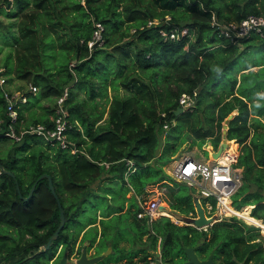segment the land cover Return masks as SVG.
Segmentation results:
<instances>
[{"label":"trees","instance_id":"trees-1","mask_svg":"<svg viewBox=\"0 0 264 264\" xmlns=\"http://www.w3.org/2000/svg\"><path fill=\"white\" fill-rule=\"evenodd\" d=\"M0 2L1 12L17 17L16 30L1 33L11 49L3 61L4 71L11 73L6 81L37 86L35 92L26 90L27 101L16 106L19 119L49 123L53 107L39 101L55 100L67 88L68 137L79 148L71 153L33 134L19 141L0 134V264H57L64 249L67 259L80 254L78 237L88 241L86 249L93 247L94 254L111 247L95 264H192L184 263L183 246L200 239L197 255L205 258L213 250L215 264H264L259 231L264 227V31L232 41L210 23L212 13L219 20L260 13L264 0ZM155 18L158 23L147 25ZM94 20L103 25V41L90 48ZM171 26H186L188 33L164 38L159 29ZM108 86L129 93L108 97ZM80 90L86 98L77 97ZM182 93L194 96L195 103L176 113ZM99 96L108 102V114L97 123ZM33 105L43 112L35 116L32 108L27 118L24 111ZM232 112L226 138L239 144L234 165L241 167V182L231 194L234 207L229 198L227 205L262 220L260 225L232 215L203 229L165 215L138 216L137 195L146 194L149 184H169L163 166L179 146L190 138L201 143L209 138L216 149ZM0 117L9 120L1 86ZM43 173L50 175L65 217L48 248L43 245L59 226L60 213L47 177L38 179ZM97 180H104L100 190L90 185ZM117 183L120 189L108 192ZM130 187L134 192L128 197ZM200 201L214 206L216 199L202 196ZM168 205L195 215L191 187L169 188ZM85 210L87 220L81 216ZM8 229L16 236L3 231ZM144 238L147 246L141 245Z\"/></svg>","mask_w":264,"mask_h":264},{"label":"built area","instance_id":"built-area-1","mask_svg":"<svg viewBox=\"0 0 264 264\" xmlns=\"http://www.w3.org/2000/svg\"><path fill=\"white\" fill-rule=\"evenodd\" d=\"M156 23H158L157 18L147 21V25ZM210 23L216 27L218 32L224 37L232 41H237L250 32H255L260 35L263 34L264 11L257 14H248L240 19L230 20H219L215 14L212 13L210 16ZM102 29V23L94 20L92 37L87 42L88 47L91 48L94 44L102 43ZM159 32L164 38L178 39L188 33V28L186 26L180 28L171 26L168 29L160 28ZM4 70L5 68L0 66V86L5 100L6 115L9 120L6 122L5 118L0 117V134L2 133L9 136L14 141L21 140L26 133L33 134L42 138L44 141H49L62 148H66L71 153L79 151L75 142L71 141L68 137L71 123L67 119L68 112L64 102L67 96V88H64L63 92L55 98L53 111L48 115L49 123L32 122L24 124L23 120L18 117L16 106L27 101L26 90H13L10 88L6 81L7 76ZM27 90L35 92L37 86L29 82ZM178 102L182 108H185L192 106L195 103V99L191 94L182 93L178 97ZM161 114L163 116L165 115V113ZM4 123H6V128H3ZM164 127L168 128L167 121L164 123ZM223 152L219 156L226 153ZM237 155L238 154L234 150L227 152L225 154V161L219 160V156L214 159L199 160L191 155H184L174 163L171 173L177 180H183L188 185L196 187L203 197L213 196L216 199L214 206L210 202L206 204L208 211L216 210L218 217L216 218V215H214L215 220L234 214V212L229 210L228 205L224 202V198L228 197L229 205L233 206L231 194L241 182L240 167L234 165ZM159 204L160 201L155 198L146 201L144 204L140 205L141 210L138 212V216H145L151 220L160 216L162 213L167 214L166 211L158 208ZM149 264H156V262L155 260H150Z\"/></svg>","mask_w":264,"mask_h":264},{"label":"rangeland","instance_id":"rangeland-1","mask_svg":"<svg viewBox=\"0 0 264 264\" xmlns=\"http://www.w3.org/2000/svg\"><path fill=\"white\" fill-rule=\"evenodd\" d=\"M81 2L83 3V0H81ZM1 4V2H0ZM160 5L163 6L160 2ZM2 8V7H1ZM0 8V9H1ZM165 16L169 17V14H166ZM17 17H8L6 16L3 12L0 11V66H4L3 61L6 58L8 52H10V46H8L7 44H5L2 40V32H8V31H14V29L16 30V21ZM133 29H131L132 31ZM14 33V32H13ZM185 47L187 46V43H185L184 45ZM259 58V57H256ZM10 64V62H9ZM11 65V64H10ZM9 65V66H10ZM70 66H72L70 64ZM8 68V67H6ZM253 70H257L258 66H252L251 67ZM6 76L8 74H11L10 72H5ZM9 76V75H8ZM8 86L10 88H12L13 90L15 89H24L27 90L28 89V83L24 82L20 79H13L12 81L8 82ZM172 86V85H171ZM163 87V86H161ZM161 87L159 86L158 88H160L161 92H163V90L161 89ZM37 91V90H36ZM107 96L109 97V95H113V94H120L123 95L125 93H129V91H127L126 89H124L122 86H119L117 89H114L110 86H108L107 88ZM79 99L82 97L86 98V94L83 91H79L78 96ZM158 95L154 96V99H157V102L159 103L158 108H160V106L162 105V102L160 101V99H158ZM31 100H34V96L31 98ZM96 108L97 110L101 111V119L98 121L103 122L105 118H107V114H108V102L105 101V99L101 98L100 96L96 98ZM54 98L50 97V98H44L42 100L39 101V103L46 107V106H52L54 105ZM33 108V109H32ZM33 110V112L35 113V116H38L41 112H43L42 108L39 107L38 105H33L31 106L29 109H26L24 111V114L27 118H29V111ZM224 129V127L222 128V130ZM229 140V139H228ZM9 143V142H7ZM236 147H235V143L233 141H230L228 143V148L233 149L234 147V151L238 154L239 153V144L238 142H236ZM214 146L212 144L211 139L207 138L206 141L204 143H201V141L195 140L193 141L192 138H190L187 142H184L181 146H179L178 150L176 151V153L173 155V158L166 162L165 165L163 166V170L164 172L167 174V181L169 184L166 183H161L160 182H155L153 184H149L147 187V192L144 195H139V197L136 198V200L138 201L139 205L144 204L146 201L151 200L153 198L157 199L160 201V204H164L165 206H168L169 203V188L175 189L178 185L184 184L186 183L183 180H177L173 175H172V169L174 166V163L177 159H180L182 156L184 155H191L193 156L195 159H199V160H205V159H214L216 157H213L211 154V151L214 150ZM220 160H222V156L219 157ZM241 170V167L239 168ZM104 182V180H102L101 182L94 181L92 183H90L91 187L95 190H100V188H103L102 183ZM172 182V183H170ZM187 184V183H186ZM121 184L117 183L116 187L113 186V184L110 185V188L107 189L108 192L110 193H114L116 192L118 189H120ZM190 186V185H189ZM191 189L193 190V195L195 197H198L200 199V197H202L203 195H201L198 192V189L194 186H190ZM122 188V187H121ZM128 195L130 194L129 192L127 193ZM131 196V195H130ZM99 201H101V203H103L104 200L99 199ZM228 201V197L224 198V202L227 204ZM207 204V202H206ZM251 205H249L250 207ZM234 207V206H233ZM204 208V212L206 214L207 217H212L215 218L214 215H216V218L218 217V215L216 214V210H209L208 211V207L207 205H203ZM251 210V207H250ZM249 210V212H250ZM166 213H162L161 215H165L168 216L171 220L177 222V223H190L192 222V219L195 215H188L185 216L183 214H181L180 212L170 208L168 210H166ZM196 214V213H195ZM234 216H236L237 218L242 219L243 221H245L248 224H253L255 226L260 225V223L262 222V220H258L255 218L250 217L247 214H242V213H236L234 212V214H232ZM230 215V216H232ZM84 220H87L90 218V212H88V210H85L82 215ZM178 217V218H177ZM229 216H225V218H228ZM224 218V217H223ZM98 227H100L98 225ZM4 232L14 235L16 236V231L12 230V229H8V230H3ZM259 231L260 233L264 236V227H260L259 226ZM143 246H147L148 245V239L143 240V242H141ZM83 244H86V247L88 246V241L85 240L82 243L80 242V237H78L77 243L76 245H81V247L83 246ZM264 246V245H263ZM87 253L89 255H94V248L90 247L89 249H87ZM62 255V254H61ZM74 259L75 257L72 256L70 257L67 262L65 264H74ZM60 260V259H59ZM59 263V261L57 262V264ZM50 264H54L50 261ZM56 264V263H55Z\"/></svg>","mask_w":264,"mask_h":264},{"label":"water","instance_id":"water-1","mask_svg":"<svg viewBox=\"0 0 264 264\" xmlns=\"http://www.w3.org/2000/svg\"><path fill=\"white\" fill-rule=\"evenodd\" d=\"M183 108L182 106H178L177 110H175V112H179L182 111ZM233 116V112L228 114V116L225 118L224 123H223V127L224 129L222 130V135H221V140L220 143L218 145V147L214 150L211 151V154L213 157H218L227 147V144L229 141H227L226 138V129H227V121L232 118ZM8 173H10L13 177L14 174L10 171H8ZM42 177H47L48 179V184H49V188L52 192V194L54 195L58 207H59V213H60V223L59 226L56 228V230L53 232V234L51 236H49L47 242L43 245V248H48L52 239L55 238L59 232V230L61 229V227L64 225L65 222V217H64V213H63V208L60 204L59 198L57 193L55 192L54 186L52 184L51 181V177L49 174L47 173H43L41 174L38 179L42 178ZM34 188V184L31 186V189L29 191L28 195H31L32 191ZM17 190H19L18 186H17ZM27 198V197H25ZM252 207V206H250ZM158 208L160 210H168L169 205L165 206L164 204H159ZM194 208H195V216L192 219L191 224L194 225L197 228H201L204 225H210L212 224L214 221H216L214 218L212 217H207L205 212H204V208L201 204V201L199 200L198 197L194 196ZM203 241V239H200L199 241H197L195 244L193 245H189V246H183L184 249V253L186 256V259L184 261V263H192V264H215V261L213 259V250H211L209 252V254L207 255V257L205 258H200L197 255L196 252V247ZM111 250V247L109 246L106 250H104L103 252L99 253V254H94V255H89L87 253V249H86V244H83L81 252L79 255H77L74 259V264H95L96 261H98L99 259H101L102 257H104L106 254H108ZM67 257H66V249L63 250L62 255L60 257L59 263L58 264H65L67 262Z\"/></svg>","mask_w":264,"mask_h":264},{"label":"crops","instance_id":"crops-1","mask_svg":"<svg viewBox=\"0 0 264 264\" xmlns=\"http://www.w3.org/2000/svg\"><path fill=\"white\" fill-rule=\"evenodd\" d=\"M251 69H252V68H251ZM193 97H194V96H193ZM194 99H195V97H194ZM183 109H184V108H183ZM100 119H101V118H100ZM100 119H99V120H100ZM99 120H98V121H99ZM98 121H97V123H99ZM227 140H228V139H227ZM132 165H133V163L129 160V161H128V169H130V168L132 167ZM106 166H108L107 163H106ZM237 167H238V166H237ZM128 192L130 193L129 195L127 194ZM128 192L126 193V196L130 197V195H132V193L134 192L133 189H132V187H130V189L128 190ZM137 197H139V195H137ZM199 200H200V199H199ZM125 203L128 204L127 201H125ZM169 208H170V207H169ZM98 213H99V212H98ZM99 217H100V216H98V218H99ZM58 251H59V250H58ZM58 251H57V254H58ZM51 262H52V260H51ZM52 263H53V262H52Z\"/></svg>","mask_w":264,"mask_h":264},{"label":"bare ground","instance_id":"bare-ground-1","mask_svg":"<svg viewBox=\"0 0 264 264\" xmlns=\"http://www.w3.org/2000/svg\"><path fill=\"white\" fill-rule=\"evenodd\" d=\"M227 141H229V142H230V141H233V142L235 143V147H236L237 144H236V141H235L234 139L227 140ZM229 142H228V143H229ZM235 147H234V148H235ZM234 148H233V149H234ZM233 149L228 148V144H227V147L225 148V150H224L223 153H225V152H226V153H227V152H231V151H233ZM226 153H225V154H226ZM225 154H224V155H221V156H222V161H225V160H226V158H225ZM219 157H220V156H219ZM219 157H218V159H219ZM219 160H220V159H219ZM177 218H178V217H177ZM207 226H208V225H204V226L201 227V228H204V227H207Z\"/></svg>","mask_w":264,"mask_h":264}]
</instances>
